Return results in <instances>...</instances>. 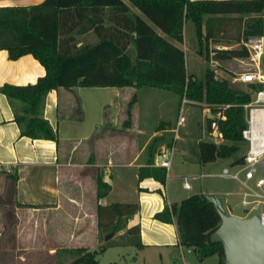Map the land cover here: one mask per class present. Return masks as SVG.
Instances as JSON below:
<instances>
[{"label":"trees","instance_id":"trees-1","mask_svg":"<svg viewBox=\"0 0 264 264\" xmlns=\"http://www.w3.org/2000/svg\"><path fill=\"white\" fill-rule=\"evenodd\" d=\"M228 15H236L238 32L234 42L264 35V0H43L29 6H0V50H6L11 60L31 54L45 69L35 83H5L0 92L8 98L22 136L57 141V132L43 116L45 97L53 89H171L180 96V102L183 98L204 101L213 114H220L207 119V130L212 132L215 123L223 142L199 140L195 145L197 162L203 165L218 158H236L246 145L242 137L246 127L243 105L252 102L254 93L263 89L264 84L250 83L246 90H240L231 85L228 77L216 79L207 67L203 80L197 79L186 71L183 49V30L189 21L195 32L196 53L206 61L245 57L243 47L210 50L205 42L209 35L203 36L202 26L212 18L225 19ZM89 32L97 37L95 43L81 40ZM135 100L136 93L127 104L125 127L131 124ZM80 106L76 100L77 119L83 118ZM156 144L150 142L146 161L138 169V179L149 177L164 184L166 168L154 165ZM242 160L243 156H239L231 164ZM7 178L1 204L6 217L11 219L16 207L35 206L17 202L18 176L12 173ZM95 181L97 198L105 197L111 186L102 174L97 173ZM138 209L137 202L97 204L99 233L107 235L125 229L121 235L128 239L108 241L97 249L60 247L54 255L61 261L64 257L70 259L66 264H100L97 254L111 244L141 247L139 226L127 227L129 218ZM154 217L166 223L174 220L179 244L192 248L200 260L217 255L220 264H224L222 245L210 241V234L220 224V216L206 194H192L179 203L165 205Z\"/></svg>","mask_w":264,"mask_h":264},{"label":"crops","instance_id":"crops-1","mask_svg":"<svg viewBox=\"0 0 264 264\" xmlns=\"http://www.w3.org/2000/svg\"><path fill=\"white\" fill-rule=\"evenodd\" d=\"M42 1L43 0H0V6H29L39 4ZM251 16H254V14ZM246 17L247 16H244V19H246ZM236 23V15H228L225 16V19H210L207 23L208 27L207 25H203V36L205 34L209 35V39L205 41L209 49L238 48L237 43L233 41L238 32ZM243 26L244 23L242 24V27ZM91 34L92 32H89L84 36H90ZM183 35V49L186 51L185 26ZM195 44L194 51L197 52L196 40ZM210 55H212V53ZM236 58L239 57L223 61L210 59L219 67L216 71L218 76L214 75V77L216 79L227 78V76L222 75V73L226 74L231 72L228 63L231 60L237 61ZM203 61H205V59ZM186 63L185 52V66L187 71ZM187 73L189 72L187 71ZM44 74V67L31 54H26L18 59L11 60L8 58L6 50H0V87L5 83L12 85L35 83L37 79ZM82 88H86L84 90L94 88L92 89L93 91H84V100H80L83 106L87 104V98L91 99L90 104H96L95 99L97 96H107L108 93H105L107 88L117 87H73L72 89L58 88L49 91L45 97L43 116L57 132V141L32 139L27 136H22L20 134L19 125L14 121V115L9 100L5 94L0 92V224L3 219L1 198L4 195L8 179L7 175L9 174L16 173L18 176L16 183V201L22 205L30 204L35 206L16 207L15 209L17 211L20 209H58L65 202L64 197H68V204L82 203V199L91 189L89 196L95 208L97 235L99 234L96 217L97 204L107 205L112 202H137L139 209L129 218L127 227L138 225L142 244H144V242H146V244L153 243L161 249L166 248V250H172V260H179L182 264H185V254L189 252V249L179 244L175 221L173 220L171 223H166L156 219L154 216L156 213L162 211L165 205L179 203L182 199L192 195L187 192L193 189L192 184L191 189H185L183 187V182L186 178L189 179V175L184 174V172L181 171L182 168L188 167L187 164H191L198 165L203 169L208 163L200 165L197 162L196 149L193 155H181L183 158L182 162L178 163L181 170L177 174L171 175V177L174 176L175 178L182 179L180 191V187L178 188L177 185L174 187L172 184L171 187V183L168 179V173L173 166L171 160L169 168L166 169L167 176L164 184L149 177L138 179V169L143 166V163H137L140 152H133V147L134 145L137 146L136 148L140 146V144H138L139 137L137 136L134 138L131 134L132 136L130 139H124L125 135L128 136L126 133H128V131L130 132L132 129V123L128 127L124 126L125 120H123L122 112L120 113L121 116H118L113 122L109 121L107 115L100 116L98 111L102 102L97 103L96 110L90 112L91 117L88 121H86L84 117L82 119H77L73 111L76 109V96L78 95L81 97L80 93L83 90ZM123 88L136 91L134 88L130 87ZM124 95L125 94H123V96ZM219 116L220 114L217 113L216 117ZM107 122L111 123L108 129L106 126ZM63 128H65L66 131L65 135L61 136V138L60 133ZM141 129L145 128H139L137 130L140 131L139 134L145 132ZM166 130L168 129L165 128L161 131ZM174 131L177 133L178 129H174ZM156 133L159 134L158 131H154L151 136L153 137ZM162 141L163 142L159 143L156 148L157 152L154 156L155 166H159L156 162L158 154L164 152L167 148L173 147V153L176 149L177 142L175 140L169 147L167 145L169 142L165 141L164 138ZM148 143L149 142H146L145 146ZM124 146L131 148L129 153H132L128 155L126 159L121 157L122 150H120V148L122 149ZM107 151L112 152L109 154ZM183 152V154H186L185 149ZM114 158H119V160H114ZM228 163L232 165L230 162ZM89 167L91 170H89ZM97 173L102 174L103 180L111 186L108 194L99 199L96 195L95 179ZM201 173L208 172L202 171ZM86 186L89 187L88 193L85 191ZM238 187L239 185L237 184L234 189L235 191L215 192L206 190L199 193L215 194L221 198V195H237L236 192ZM66 192L67 194H65ZM197 193L198 192H195L193 194ZM110 195L114 196L113 200H108L107 197ZM79 219L84 221L81 217ZM124 231L125 229L121 230V234L124 233Z\"/></svg>","mask_w":264,"mask_h":264},{"label":"rangeland","instance_id":"rangeland-1","mask_svg":"<svg viewBox=\"0 0 264 264\" xmlns=\"http://www.w3.org/2000/svg\"><path fill=\"white\" fill-rule=\"evenodd\" d=\"M185 39L187 71L194 74L197 79L203 80L207 67L210 71H213L214 75L218 76L216 71L219 67L210 59L203 61L204 57L199 56L194 51V45H196L195 32L193 25L189 21L185 23ZM81 40L86 43H95L97 37L92 33L90 36L82 37ZM130 53L133 57L134 53L132 49ZM228 67L231 72L222 73V75L230 79L233 87L246 90L248 83L240 81L239 74L243 71V68L239 62L231 60L228 63ZM82 89L80 93L81 97L77 95L75 99V101L79 100L80 105V100H84V91H93L92 89L94 88L89 90H84L86 88ZM105 93H108V95L96 97V104H90L91 99H86L87 104L80 106L82 117L88 121L91 117L90 112L96 110L97 103L102 102L98 111L100 116L107 115L109 121L113 122L118 116H121L120 113L122 112L123 120H125L127 104L132 95L136 93V100L132 106L131 133L128 131L126 133L128 136L125 135L124 139H130L132 135L134 138L139 137L138 144L140 146L136 148L137 146L134 145L133 152H140L137 163L141 164H144L146 161L151 141L156 142L157 146L163 142V138L169 143H173L174 140L177 142L176 149L174 150L175 154L173 153L171 157L173 166L168 173L171 187L172 184L174 187L177 185L178 188L181 186L182 179L175 178L174 176L171 177L172 174H177L181 170L178 166V163H181L183 159L181 155H193L195 153V145L199 140H212L217 143L223 142L222 135L218 136V131L215 132V128L212 129L211 133L207 130V119H213L216 117V114L212 113L210 106L204 101H190L181 105L180 96L171 89L153 87H144L139 91L129 88H107ZM123 94L125 95L123 96ZM77 107L75 106V108ZM75 110L73 114H75ZM181 117L185 121L183 125L178 127L177 121ZM106 126L108 129L111 123L107 122ZM139 128H145L141 129L145 132L139 134L140 131H137ZM165 128L168 130L161 131ZM174 129H178V132L176 133ZM65 131V128L61 129L60 137L65 135ZM154 131H158L159 134L156 133L152 137L151 134ZM146 142L149 143L145 146ZM184 149L186 154H183ZM246 149L247 146L243 145L242 149L238 151L237 157L244 156ZM120 150H122L121 157H124V159L132 154L129 153L131 148L126 146L122 149L120 148ZM107 152L110 154L112 151ZM236 158H218L215 162L208 163L203 169L198 165L187 164L188 167L181 170L184 174L189 175V182L193 186V189L187 192L193 194L206 190L215 192L234 190L238 182L220 177L219 173L223 166H228V162L231 164ZM114 160H119V158H114ZM89 170H91L90 167ZM202 171L208 172L209 176H192L199 175ZM85 189L86 193H88L89 187L86 186ZM180 189L181 187L179 191ZM90 193L91 189L82 199L83 204H68V197H64L65 202L58 209H20L18 211L13 209L14 215L11 219L7 218L5 212H3V219L0 224V264H66L70 259H66L64 256L62 261L61 259H57L54 255L55 249L81 246L97 249L100 244L103 245L108 241L125 242L128 237L121 235V231L115 232L107 241L104 240L105 233H99L98 237L95 208L89 196ZM107 198L108 200H113L114 196L110 195ZM221 199L224 208L230 214L250 217L258 214L260 210L258 207L252 210L250 214L249 209H245L241 205L240 198L234 194L221 195ZM80 217L84 221H81ZM140 242L142 244L141 238ZM163 249L153 243L146 244V242L141 247L111 244L104 252L97 254L96 258L100 264H182L179 260H172V250ZM188 249L189 252L185 254V264H220V259L217 255H211L200 260L192 248Z\"/></svg>","mask_w":264,"mask_h":264},{"label":"built area","instance_id":"built-area-1","mask_svg":"<svg viewBox=\"0 0 264 264\" xmlns=\"http://www.w3.org/2000/svg\"><path fill=\"white\" fill-rule=\"evenodd\" d=\"M237 45L247 52L245 57L236 58L243 68L239 74L240 81L246 84H264V35L243 38ZM188 102L190 101L183 98L181 105ZM243 107L246 127L242 130V137L246 141V152L241 163L222 167L219 176L238 182L236 194L240 198L241 205L245 209L248 208L250 214L259 207L260 210L255 215H259L261 222L264 223V88L257 90L254 93V100L244 104ZM178 120L179 127L185 119L181 117ZM213 128L217 132L215 123H212ZM217 134L221 136L219 132ZM172 155L173 147L167 148L158 154L156 162L159 166L168 169ZM207 176L209 173H200L194 177ZM183 187L191 189L189 179L184 180Z\"/></svg>","mask_w":264,"mask_h":264},{"label":"water","instance_id":"water-1","mask_svg":"<svg viewBox=\"0 0 264 264\" xmlns=\"http://www.w3.org/2000/svg\"><path fill=\"white\" fill-rule=\"evenodd\" d=\"M206 196L220 216V224L210 234V241L222 245L224 264H264V223L260 216L230 214L219 196ZM113 234H107L105 240Z\"/></svg>","mask_w":264,"mask_h":264}]
</instances>
